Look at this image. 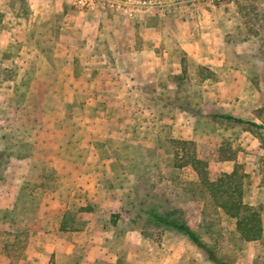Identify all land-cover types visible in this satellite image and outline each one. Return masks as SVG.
<instances>
[{
  "label": "rangeland",
  "instance_id": "obj_1",
  "mask_svg": "<svg viewBox=\"0 0 264 264\" xmlns=\"http://www.w3.org/2000/svg\"><path fill=\"white\" fill-rule=\"evenodd\" d=\"M150 1L142 13L157 26L158 46L148 36L136 44L157 49L143 56L155 65L148 69L132 42L118 46L121 28L109 20L95 23L89 41L59 37L64 29L78 36L79 11L94 10L72 3L67 16L33 14L26 0H0V264H89L91 255V264H137L126 258L135 248L129 228L159 242L183 235L156 223L153 210L182 216L223 260L264 264V130L251 124L264 123V0ZM125 83L145 98L129 94L127 104L141 126L157 128L154 144L114 127L110 138H91L103 115L119 120L112 95ZM191 153L211 158L214 179L242 165L243 200L261 213V239L243 240L215 207ZM97 158L111 159L92 167L100 188L84 177L86 160ZM93 208L101 221L84 232ZM188 241L199 264H213Z\"/></svg>",
  "mask_w": 264,
  "mask_h": 264
},
{
  "label": "crops",
  "instance_id": "obj_2",
  "mask_svg": "<svg viewBox=\"0 0 264 264\" xmlns=\"http://www.w3.org/2000/svg\"><path fill=\"white\" fill-rule=\"evenodd\" d=\"M29 4L30 7H32V13L37 14L38 12L45 14V13H50V12H61L64 15H68V10L67 7H70V4L73 3V0H26ZM10 5V4H9ZM13 7V6H12ZM15 7L12 8L14 10ZM90 12V13H89ZM144 13H138L136 14L133 18H125L123 19L122 22L118 21L116 19V15L112 17H108L106 12H102L99 10H94V11H88V13L84 12L83 10L79 11V35L76 36L73 34L71 29H64V31H61L59 33L60 38H65V39H72L75 37H80V38H85L87 41L91 40L93 37V30L95 28V23H109L113 24L114 29L121 28V31H116L113 34L117 37L118 39V46L123 43L121 42V39H125L129 42H132L131 45V53L138 55L139 56V65L142 67L147 66L148 69H151L155 65L153 62L150 61H145L143 59V56L148 52L150 55L151 53L156 51L154 47L149 48L145 44V42H142V44H137V39L142 40V36H148V40H151L154 44V46H158L156 42L157 37V26H154L152 24H148L147 20L144 17ZM16 20H19V15L17 12L15 13ZM78 21L76 22V24ZM144 38V37H143ZM146 38V37H145ZM146 38V39H147ZM150 38V39H149ZM125 42V41H124ZM62 46L64 45L63 43H60ZM135 45V46H134ZM112 48H114V45ZM121 49V48H120ZM37 50V49H36ZM122 50V49H121ZM124 51V50H123ZM122 51V52H123ZM127 51V50H126ZM115 52L114 49H112V53ZM125 52V51H124ZM155 53V52H154ZM153 64V66L151 65ZM106 84L113 83L114 81L110 80H104ZM131 83H125L123 84V87H127L125 89L119 90L117 92V95H112V100L118 102V107L121 109L120 111V117L119 120L115 119L116 117H112V115H103L100 117V120L103 125V130H99L95 132L93 130V135L92 139L93 140H104L105 138H110V136L113 135V132L115 130L113 129L116 128L118 130L117 133H123L125 134H132L135 133L137 134V142L139 143H146L150 142V144L155 143L158 137V130L156 127H152L151 123L147 124L145 122V126H141L140 123L137 121V116H140L141 114L138 112L136 115H134L131 111L132 108L127 104V100L129 99V94H132L134 98H132L133 102H141L143 99V94L140 92L134 93V91H131V86H128ZM142 92V91H141ZM116 98V99H115ZM115 99V100H114ZM131 99V98H130ZM139 114V115H138ZM136 116V118L134 117ZM144 117V115H143ZM141 120V118H140ZM151 125V126H150ZM116 126V127H115ZM154 126V125H153ZM91 132V133H92ZM93 149V148H91ZM233 160V159H232ZM107 161V165H110L111 159H102L100 160L99 158L97 159H87L85 162V165L89 168V172L94 169H92L93 166L97 165V163L102 164L103 162ZM234 161V160H233ZM91 162V163H89ZM227 173L231 172L234 168V166H229L227 167ZM89 174L84 175V177L89 179V175H93L94 178L90 180L89 186H92L95 188H100L101 186V181H103V175L100 176L98 172H95V170L92 172L94 174ZM102 174V173H101ZM106 175V174H105ZM100 176V177H99ZM112 178L110 175H106ZM210 180H215L213 177H209ZM86 180V179H85ZM54 205H51V207L56 205V202L53 203ZM87 214L90 213V215L86 218V222L83 228L84 232L91 231L96 227V223L100 222L98 220L95 208L89 210L86 212ZM98 230H103V227L99 225ZM133 234V247L135 248H130L129 253L127 254V260L135 262L137 264H199L198 261L192 257L193 253L191 252L192 250L190 249V243L184 235L180 236V238H172V239H162L160 242L149 237H144L142 236L141 232L137 230V228H129L127 231V235ZM138 242L134 245V242ZM100 245V243H98ZM97 244V245H98ZM127 244V243H126ZM131 245V243H129ZM132 246V245H131ZM144 246H148L145 248ZM141 249H140V248ZM143 248V249H142ZM95 257H89V264H91L94 261ZM116 261V259H114Z\"/></svg>",
  "mask_w": 264,
  "mask_h": 264
},
{
  "label": "trees",
  "instance_id": "obj_3",
  "mask_svg": "<svg viewBox=\"0 0 264 264\" xmlns=\"http://www.w3.org/2000/svg\"><path fill=\"white\" fill-rule=\"evenodd\" d=\"M220 117L247 122L240 117H234L230 114H222ZM251 124L263 128L264 130V123L259 124L251 122ZM186 143H188V141H186ZM186 143L184 142V144ZM189 157L191 166L198 174V184L200 188L209 194L208 198L212 200L216 208L235 219L236 229L240 237L246 241L261 239L263 237L261 213L257 208L243 200V176H245V174L239 171L242 165H240V163H235L231 172L223 173L217 179L210 180L207 174V165L211 158L206 157L202 159L196 153H191ZM221 158L235 160L236 157L232 154L221 156ZM149 212L156 223L164 224L186 236L196 247L206 253L208 260L213 264H232L227 260H223L222 257H219L216 251L201 239L199 233L194 230L182 216L176 217L173 213H159L155 210ZM61 227L65 228L64 223Z\"/></svg>",
  "mask_w": 264,
  "mask_h": 264
},
{
  "label": "built area",
  "instance_id": "obj_4",
  "mask_svg": "<svg viewBox=\"0 0 264 264\" xmlns=\"http://www.w3.org/2000/svg\"><path fill=\"white\" fill-rule=\"evenodd\" d=\"M73 4L85 10H114L128 18H133L154 5L150 0H73Z\"/></svg>",
  "mask_w": 264,
  "mask_h": 264
}]
</instances>
